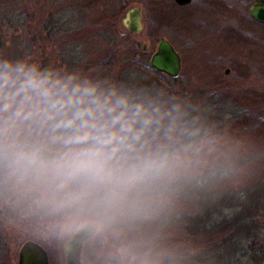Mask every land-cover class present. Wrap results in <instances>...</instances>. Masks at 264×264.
Wrapping results in <instances>:
<instances>
[{"label": "clouds", "instance_id": "clouds-1", "mask_svg": "<svg viewBox=\"0 0 264 264\" xmlns=\"http://www.w3.org/2000/svg\"><path fill=\"white\" fill-rule=\"evenodd\" d=\"M246 151L166 89L0 56V197L54 234L122 237L193 177L244 171ZM119 251L120 264L161 257Z\"/></svg>", "mask_w": 264, "mask_h": 264}, {"label": "rangeland", "instance_id": "rangeland-1", "mask_svg": "<svg viewBox=\"0 0 264 264\" xmlns=\"http://www.w3.org/2000/svg\"><path fill=\"white\" fill-rule=\"evenodd\" d=\"M52 1L0 0L2 56L45 65L41 59L48 61L55 54V67L120 81H125L123 71H129L132 80L126 82L166 89L185 101L196 87L203 88L207 102L203 103L204 108L197 106L198 116L247 142V151L241 159L244 171L223 178L193 177L183 186L188 189L184 195L178 192L170 204L150 219L133 225L124 236H102L106 238V246L88 249L85 260L89 264H120L121 247L135 243L140 249L161 254L159 264H264V223L261 234L251 231L249 237L235 243L220 240V235L213 240L203 230L189 236V232L182 233L178 228L179 220L190 215L198 218L206 209L213 220L223 224L237 213V206L250 204L249 196L264 182V24L255 22L248 13L253 0H209L206 7L199 6L196 0L186 9H177L173 0H59L61 9L58 5L57 13L66 1L71 15L67 24H63L62 33L44 34V29L39 28L40 38H36L31 26L36 25L39 14L44 18L45 7ZM135 7H142L143 29L138 33L129 32L122 25V19ZM115 36L124 43L122 54L118 64L106 66L114 53ZM162 37L181 48L183 68L177 78L156 72L148 63ZM69 43L80 51L78 57L72 56L74 60H82L74 69L58 52ZM145 43L147 51L143 50ZM41 49L50 50V54H29ZM199 104L202 106V102ZM5 196L0 197L2 211L8 203ZM173 214L177 216L174 219ZM168 216L172 220L165 225H169L165 235H153L160 222L158 217L166 223ZM11 217L0 212V229L14 247L0 248V264H17L15 231L19 227L24 232V224L20 221L17 227ZM40 227L46 229L36 223L35 229ZM30 234L33 235L31 229L26 235ZM69 234L58 235L59 241ZM34 236L40 238L39 234ZM48 252L50 264H66L64 249L51 247Z\"/></svg>", "mask_w": 264, "mask_h": 264}, {"label": "flooded vegetation", "instance_id": "flooded-vegetation-1", "mask_svg": "<svg viewBox=\"0 0 264 264\" xmlns=\"http://www.w3.org/2000/svg\"><path fill=\"white\" fill-rule=\"evenodd\" d=\"M195 1L196 0H173L174 5L176 6L177 9H186V8L190 7ZM207 2H209V0H197V4L199 6H201V7H206V5L208 4ZM256 2H257V0H253V2L250 4L249 9H248V13H249L250 17L255 22H257L259 24H264V22H260L259 20L255 19L250 14V9H251V7L253 5L256 4ZM58 5L60 6L59 0H53L50 3V6L45 7L46 10H47V14L44 13V18L41 17V14H39L41 18L39 17V19H37L38 20V21H36V25L37 26L34 25V24L31 26V32H33V35L36 36V38L37 37L40 38L41 32H39L40 31L39 28L40 29L41 28L44 29V34H56V33H60L61 34L62 33V29H64L63 26L65 24H67L68 19H69L68 18L69 11H68L67 3L65 1L62 4L63 9L60 10L59 13H57V10L59 8H56V7ZM60 9H61V6H60ZM70 17H71V15H70ZM180 19L181 18H179V20ZM41 20L43 21L42 23H40ZM126 22H129V20L127 19V16L122 19V25H124V27H126V29L128 30L127 25H126L127 24ZM65 31H66V28H65ZM38 32H39V34H38ZM129 32H131V31H129ZM36 38H35V40H36ZM171 43L173 44L174 48L176 49V51L179 53V55L181 57V71H182V68H183V55L181 53V48L179 47V45L176 46L175 43H173V42H171ZM145 44L143 45V50L144 51H147V48L148 47H147V44H146V48H145ZM58 52H60L61 55H63L66 58H67V55L68 54L69 55H72L73 57H74V55H76V57H78L79 55H77V53H80V51H76V50L75 51L62 50V51H58ZM48 53L50 54V50L41 49V50H34V51L31 50L29 54H32L31 56H33V55L34 56H41V55L44 56L43 54L46 55ZM0 56H2L1 55V51H0ZM54 56H55V54L52 55V57L50 55V58H49L48 61L45 60V59H41V60L45 63V66H48V65L53 66V58H55ZM38 61H40V59H38ZM81 61L82 60L80 58L79 59H75V60L74 59H71L70 60V62L75 63V64H77L78 62H81ZM225 70H226V73L229 72V69L228 68L225 69ZM181 71H180V73H181ZM5 199L8 200V203L6 205H4L5 209L3 211L0 210V212H7V214L11 215L12 216L11 218L13 219V222L16 224L17 227L20 225L19 224L20 221L24 224L23 227H22L24 229L23 230L24 232H22L19 229V227L15 231V244L14 245H15V250H18V253H17V264H18V261H19V251H20L21 247L23 246V244L26 243V242H28V241H33V242H36V243L40 244L47 251L48 258H49V264H50V257H49L48 250L51 247H54V248H59L60 247V248H62V249L65 250L66 247L69 246V243H70L69 240L71 239V237L77 231L70 233L69 236H67L64 241H59L58 235L50 232L49 230H47V229L41 230L42 227H40L39 230L35 229L36 228V223H40L39 220H38V218L36 219V217H34V216H31L30 217V215L22 214L20 212V210L15 206L14 198H10L9 196L6 195L5 196ZM21 215H22V220H21ZM6 217L7 218H10L8 216H6ZM4 222H9V221H4ZM25 229H27V230H25ZM29 229L32 230L33 235L30 234V236H27L26 234H28ZM35 234H39L40 235V238L35 237L34 236ZM105 239L106 238L105 237L102 238V236L101 237H98V238H96L94 236H91V237L85 239V241L83 243V246H82V255H81V258H82V262L83 263L89 264L88 261L85 260L86 251L88 249H91V248H98V247H101L102 248V247H104V245L106 246L107 242L105 241ZM0 248H4V249H13L14 248L12 245H10V238L7 237V234L5 233V231H3L1 229H0Z\"/></svg>", "mask_w": 264, "mask_h": 264}, {"label": "trees", "instance_id": "trees-1", "mask_svg": "<svg viewBox=\"0 0 264 264\" xmlns=\"http://www.w3.org/2000/svg\"><path fill=\"white\" fill-rule=\"evenodd\" d=\"M68 18L70 19V15H68ZM68 19V20H69ZM114 53L110 57V59L105 64L106 66H110L111 64H118L119 57L122 54V47H124V43L118 42L117 37H114ZM64 50L66 51H75L76 47L73 45V43H69L66 47H64ZM71 59H74L72 55H67V60L70 62ZM147 62V61H146ZM149 63V61H148ZM69 66L70 69H74V67L77 65L75 63H70ZM124 74V80H132V73H129V71H123ZM134 74V73H133ZM197 89L192 90V94L188 97V100H186L188 106L192 110L194 115H198L197 113V106L203 107L204 104L207 102V92L203 90V88L196 87ZM207 89V88H206ZM211 103V100H209ZM202 102V106L199 104ZM204 103V104H203ZM202 118V115L200 116ZM207 117V114L205 115V118ZM204 118V117H203ZM203 120V119H202ZM185 187H182L179 191V194L182 196L186 192ZM183 193V194H182ZM250 198V204H247V206L241 204V206H237V213L233 215V217L229 220L222 222H217L213 220L212 216H209V209H206L200 217L196 218L194 215H190L189 217L184 218L183 220H179L178 228L179 231L182 230V233L188 234L189 236L191 233H195L196 231L203 230L204 235L206 234L207 237H211L213 240L218 238L220 235V240H224L226 242L235 243L237 240H243L245 237H249L251 235V231H258L262 229V225L264 223V182H262L261 186H258V191L256 190V193L252 196H249ZM180 207V206H179ZM182 210V208H180ZM171 217V214H170ZM169 218V221L166 219L162 222V218L158 219L160 220L158 227H156L153 235L162 236L165 235L164 232L169 227L165 226L166 224L170 223V221L177 216L175 214L172 215V219ZM228 217V218H229ZM217 223V224H216ZM177 225V224H176ZM163 232V233H162ZM249 234V235H247ZM261 234V232L259 233ZM170 240L169 238H167ZM174 240V239H173ZM175 241V240H174ZM262 249L264 250V246H262ZM190 257V256H189Z\"/></svg>", "mask_w": 264, "mask_h": 264}, {"label": "water", "instance_id": "water-1", "mask_svg": "<svg viewBox=\"0 0 264 264\" xmlns=\"http://www.w3.org/2000/svg\"><path fill=\"white\" fill-rule=\"evenodd\" d=\"M250 14L260 22H264V0H257L250 9ZM127 28L133 33L143 29L142 8H132L128 14ZM146 48V44H145ZM149 64L158 73H163L177 78L181 71V57L173 44L165 37L158 41L155 52L149 59ZM93 236L91 231L85 227L77 231L69 240V246L65 249V261L67 264H85L82 262V246L85 239ZM18 264H49L47 251L38 243L28 241L23 244L19 251Z\"/></svg>", "mask_w": 264, "mask_h": 264}]
</instances>
